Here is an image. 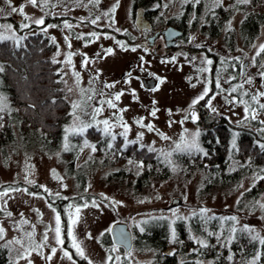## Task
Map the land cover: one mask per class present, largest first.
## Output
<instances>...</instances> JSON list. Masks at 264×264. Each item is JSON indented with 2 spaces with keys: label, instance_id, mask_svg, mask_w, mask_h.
<instances>
[{
  "label": "rangeland",
  "instance_id": "rangeland-1",
  "mask_svg": "<svg viewBox=\"0 0 264 264\" xmlns=\"http://www.w3.org/2000/svg\"><path fill=\"white\" fill-rule=\"evenodd\" d=\"M48 1L38 0L37 5L33 6L28 0H0V36L18 41L15 26L25 35L38 31L55 45L53 58L61 64V80L70 104V119L63 128L58 149H48L35 136L24 139L14 120L11 123L13 140L6 146H0V229H3L0 248L7 250L11 264H151L152 253L149 251L132 248L124 254L112 244L104 245L108 243L106 232L111 225L124 223L132 232L140 233L141 229L165 224L170 236H174L175 224L183 221L190 226L191 218L199 219L204 224L215 219L218 230L223 228L229 238L237 233L250 236L256 242V254L251 261L256 259L259 252L264 251V244L260 243L264 239V190L253 200H245L240 206L237 203L243 192L260 178L263 167H257L237 183L202 192V174L193 171L188 176L184 175L173 158L176 152L197 150L187 147L193 142L199 150L202 149L201 128L192 122L189 112L197 104L192 105V101L200 97L206 88L209 89L206 60L201 54H196L197 51H192L187 61L179 54L169 55L163 48L162 38L155 41L154 47L158 44L161 46L153 54L145 38L143 47L136 52L118 53L111 50L105 51L103 59H87L89 66L85 71L79 66L82 60L70 51L68 22L64 21L61 29L55 25L35 23L37 19L45 20V16L75 14L70 6H54ZM186 1L163 0L158 7L163 23L156 25L157 32L161 31L166 19L179 16ZM203 1L207 10H213L220 4L230 18L227 26L238 29L233 54L238 61L236 81L230 84L228 76L214 75L215 93L206 99V110L210 118L222 116L234 128L249 129L255 134L257 143L264 144V109L260 107L264 104V51H261V46H264V21L254 39L245 42L239 36V26L244 18L242 7L248 0ZM13 8L17 11L14 12ZM21 8L22 12L19 11ZM129 9L126 3L113 13L110 6L105 10L94 8L93 14L127 16ZM84 13L81 8L77 14ZM31 25L38 29L30 28ZM61 32L67 36L64 39L67 44H64ZM204 41L205 38L196 28L190 32V47H197ZM214 44L221 47V39L214 41ZM244 61H247L246 66H242ZM195 71L196 76L192 75ZM142 79L146 82L152 79L154 87L151 90L144 88ZM233 88L236 89V97L230 96ZM118 93H123L119 100L115 98ZM107 101H111L115 107H110ZM74 104L79 107L74 108ZM98 108L102 110L95 113L93 119L94 110ZM2 110L12 113L0 89ZM153 110L156 111L155 116L151 115ZM141 119L145 127L135 122ZM105 120L109 122L108 125L103 123ZM124 124L128 127L127 132ZM148 124L153 125L152 131L146 127ZM83 125H91L102 134L120 135L126 142L135 141L140 146L157 150L169 175L163 179L151 177L146 185L135 190L127 181L109 177L117 170L116 167L95 165L87 170L85 187L80 189L75 175H68L66 161L61 155L79 151L75 157L76 168L87 162L92 150L91 142L83 139L77 146L71 140L89 128L81 132ZM140 133H143L142 138L138 135ZM238 133L237 129L231 130V152ZM165 136L167 139L163 138ZM177 145H180L179 149ZM234 166L235 162L230 157L229 169ZM133 172L132 184L139 169ZM34 189H41L51 198H74L64 207L66 234L69 214L75 216L79 206V219L72 225V232L83 256L77 254L73 237L68 234L67 242L57 243V213ZM173 199H179L181 203L169 208ZM93 202L96 207L92 206ZM85 203L88 207H83ZM231 217L236 219L232 220ZM60 228V238L63 240L62 222ZM192 237L197 239L195 235ZM199 241L205 244L202 238ZM65 252L68 256H65Z\"/></svg>",
  "mask_w": 264,
  "mask_h": 264
},
{
  "label": "trees",
  "instance_id": "trees-1",
  "mask_svg": "<svg viewBox=\"0 0 264 264\" xmlns=\"http://www.w3.org/2000/svg\"><path fill=\"white\" fill-rule=\"evenodd\" d=\"M192 4L183 7L181 14L184 17L192 14L193 18H198L200 15L201 6ZM134 9L131 8L132 11ZM143 9L150 13L148 7ZM242 9L245 17L241 29L246 34L247 41L252 40L264 21V0H248ZM204 14L206 18L227 16L219 8ZM185 22L184 18L170 24L187 32ZM30 28L38 29L35 25ZM14 29L19 35L18 41L0 40V67L3 68L0 71V89L12 109L11 114L6 110L0 111V146H6L13 140L11 123L14 120L24 139L29 136L38 137L40 143L54 151L58 149L63 128L70 119V104L61 80V64L53 58L55 45L38 31L25 35L23 30L16 29L15 26ZM232 129H237L239 133L231 152ZM201 132V150L176 152L173 156L184 175L199 171L202 174L201 191L208 192L213 188L237 183L257 167H263L260 178L243 192L237 205L240 206L245 200L255 199L264 190V179L261 178L264 177V149L259 147L255 134L249 129L234 128L222 116L203 126ZM83 139L92 144L85 164L77 168L75 166V157L79 151L61 155L66 161L68 175H75L80 189L85 187L87 170L95 165L116 167L117 170L110 173L109 177L127 181L135 190L146 185L151 177L163 179L169 175L167 166L155 149L150 151V148L140 146L137 142H126L120 135L102 134L94 127L71 138L77 146ZM230 157L235 162L231 169ZM136 168L139 173L132 184L131 178ZM34 191L43 196L49 206L60 215L63 241L67 242L64 207L74 198H51L41 189ZM189 225L183 221L176 223L174 236H170L165 224H155L140 233L134 230V248L138 251H150L153 254L151 264H264V251L259 252L258 257L251 261V257L256 254V242L250 236L237 233L229 238L223 228L218 230L215 219L204 224L199 219L191 218ZM106 235L108 243L104 245L110 244L107 232ZM192 235L197 236V239ZM199 238L205 244L199 243ZM166 249H171L169 255L164 253ZM0 264H11L5 248H0Z\"/></svg>",
  "mask_w": 264,
  "mask_h": 264
},
{
  "label": "flooded vegetation",
  "instance_id": "flooded-vegetation-1",
  "mask_svg": "<svg viewBox=\"0 0 264 264\" xmlns=\"http://www.w3.org/2000/svg\"><path fill=\"white\" fill-rule=\"evenodd\" d=\"M48 2H51L54 6H70L72 12L75 13L71 15H63L59 13L45 16L44 24L45 26L55 25L59 29L63 27L64 21L70 24V51L76 58L79 57L82 60V63H80L79 66L85 71L88 70L87 66H89V63H85L87 59H103L106 54L105 51L109 49L112 51H117L118 53L136 52L141 50L143 47V39L145 38L148 47L151 46L153 54H155L156 50L161 46L158 44L157 47H154L153 45L155 44V41L158 38H162V41L164 42L163 48L169 55L174 56L175 54H179L187 61L189 56H191L192 51H197L196 54H201L206 62L207 60H211V64H206V67L209 70V91L207 92V95L204 96V99L199 100L197 104L193 106L195 118L191 119L190 117V119L197 125L199 124L198 126H200L202 129L203 126L211 124L215 119L221 117L215 116L210 118L211 116L206 110L207 108L205 106V102L206 99L212 95V93H215L213 89L214 75L222 74L223 77L228 76L230 84L236 81L238 61L237 58L233 56V54L235 52L236 41L238 38V29L236 30L232 26H227L228 19H230L228 18V14L226 18H206V14H204V12L211 13L216 8L228 13L226 10L222 9L220 4H217L213 10H207L205 1L187 0L182 5L181 13L183 12V7L191 3H193V6L200 5L202 9L198 18H193L192 14L186 18L180 13L177 17L166 19L161 31L157 32L156 25L160 24V22L163 23L160 14L161 12L158 9L163 0H95V2H92V0H49ZM126 3H128L130 8L129 14L127 16H120L118 14H93L94 8H103L105 10L110 6L112 7L113 13V11H118L120 6H123ZM152 6L155 7L153 8ZM115 7L116 10H114ZM132 7L135 8L133 11L131 10ZM143 7H150L148 9L150 13L148 14L147 11L143 9ZM81 8L85 11L83 15L77 14ZM138 10H141L142 18L149 23V28H140L137 26L136 17ZM118 18H121V20H118ZM184 18L186 21V28L188 29L187 32L182 30L181 27L177 25L170 24V22L172 23L173 21H179L180 19ZM241 24L242 22L239 26V36L243 37L245 42H248L245 37L246 34L242 32ZM167 27H172L173 29L179 31L180 34L170 40H167L164 36V30ZM194 28H196L199 34L206 40L200 45V47H190L188 44L189 34L192 30H194ZM93 33H95V35H93ZM61 36L62 40L67 38V36L65 37V34L62 32ZM218 39H221V47L214 44V41H217ZM64 44H67V40H64ZM133 48L135 51L132 50ZM246 65L247 61H244L242 66ZM192 75L196 76V71L193 72ZM186 80H188V78H186ZM141 83L144 88H149V90L154 87V85L152 87L145 86L146 80L144 79L141 80ZM230 96L236 97V91H230ZM130 232L132 235V249L134 248L133 232L132 230H130ZM110 244L114 245L112 243L111 237ZM114 246H116L118 250L122 251L124 254H127L131 251L130 249L128 252H125L122 247L117 245ZM170 252L171 249H166L164 253L169 255Z\"/></svg>",
  "mask_w": 264,
  "mask_h": 264
},
{
  "label": "snow or ice",
  "instance_id": "snow-or-ice-1",
  "mask_svg": "<svg viewBox=\"0 0 264 264\" xmlns=\"http://www.w3.org/2000/svg\"><path fill=\"white\" fill-rule=\"evenodd\" d=\"M28 2L31 3L33 6H36L37 3H38V0H28ZM44 2L47 3V0H44ZM92 2H95V0H92ZM12 10H13L14 12L17 11L16 8H13ZM19 11L22 12L23 9L21 8V9H19ZM93 22H95V21H93ZM35 23L38 24V25H42V24H44V20H43V19H37V20L35 21ZM53 26H54V25H53ZM67 26H68V27H71L70 25H67ZM93 35H95V33H93ZM2 39H6V37L0 36V40H2ZM192 39H194V37H193ZM197 47H200V45H197ZM132 50L135 51L134 48H133ZM107 51H108V52H111V49H109V50H107ZM261 51H264V46H261ZM141 59H143V58H141ZM85 63H86V61H85ZM207 63H208V64H211L212 61H211V60H207ZM0 71H3V68H2V67H0ZM76 75H77V77H78V74H76ZM262 75H264V74H262ZM217 86H219V85H217ZM193 87H195V85H193ZM232 91H236V89L233 88ZM207 92H208V89L206 88V89H205V92H204L200 97H198L197 99H194V100L192 101V105H195L199 100L204 99V96L207 95ZM122 94H123V93H118V94L116 95L115 98H116L117 100H119L120 95H122ZM133 95H135V93H133ZM253 99H255V97H253ZM107 103L109 104L110 107H115V105L112 104L111 101H107ZM73 107L76 108V107H79V106L74 104ZM260 107H261L262 109H264V104L260 105ZM101 110H102V109H99V108L94 110L93 119L95 118V113H99ZM245 110L247 111V109H245ZM121 111H124V110H121ZM151 115H152V116H155V115H156V111L153 110V111L151 112ZM192 115H193V118H195V114L193 113ZM254 118H255V117H253V119H254ZM135 122H136L137 124H139L141 127H145V125H143V123H142V119H141V120H137V121H135ZM103 123H104L105 125H108L109 122H108L107 120H105V121H103ZM90 126H91V125H83V127L80 128V131L82 132V131L84 130V128H86V127H90ZM123 126H124V128H125V132H127V131H128V127H127V125L124 124ZM146 127L148 128L149 131H152V130H153V125H151V124L146 125ZM107 131H108V129L105 128V132H107ZM198 134H199V133H197V135H198ZM138 135H139V137L142 138L143 133H140V134H138ZM161 135H162V134H161ZM163 138H164V139H167L166 136L163 137ZM113 139H115V137H113ZM133 143H135V141H133ZM179 147H180V145H177V148H178V149H179ZM187 147H188L189 149L197 148V150H199V149H198V146L195 144V142H193V144H191V145H188ZM259 147H260L261 149H264V144H260ZM149 150L151 151L152 149H149ZM93 151H95V147H94V146H93ZM261 178L264 179V177H261ZM4 194H6V193H4ZM92 206H93V207H96L97 205L95 204V202H93V205H92ZM83 207H88L87 203H85V204L83 205ZM79 212H80V207L78 206V207L76 208V215H75V216H73V214H69V221H70V223H69V229H68V233H67V234H68V236L73 237V247L76 249L77 254L83 256V251H82V249L80 248L79 243L75 241V238H74V235H73V232H72V225H75V224L78 222V219H79L78 214H79ZM9 215H10V213H9ZM231 219H232V220H235L236 217H231ZM55 223H56L55 233H56L57 243H59V244H63L64 241L60 238V234H61V228H60L61 218H60V215H59V214H57V215L55 216ZM246 230H247V226H246ZM141 231H143V229H141ZM2 232H3V229H0V234H2ZM173 235H174V233H173ZM89 238H91V237L89 236ZM45 239H47V236H45ZM198 242L201 243V244H203V241H198ZM260 243H261V244H264V239H261V240H260ZM54 252H55V249H53V253H54ZM65 256H68V253H67V252H65ZM69 258H71V257H69ZM108 259L111 260L112 258H111V257H108ZM229 259H231V257H229ZM89 264H91V262H89Z\"/></svg>",
  "mask_w": 264,
  "mask_h": 264
},
{
  "label": "water",
  "instance_id": "water-1",
  "mask_svg": "<svg viewBox=\"0 0 264 264\" xmlns=\"http://www.w3.org/2000/svg\"><path fill=\"white\" fill-rule=\"evenodd\" d=\"M136 24L140 28H149V23L142 18V12L141 10L137 11V17H136ZM180 34L179 31L173 29L172 27H167L164 30V36L167 40H170ZM145 86L152 87L153 86V80H149L145 83ZM263 88H264V81H263ZM195 114L194 109L190 111V117L193 119V115ZM179 199H173L170 204L169 208L176 207L180 205ZM109 235L111 237L112 243L114 245L120 246L124 249L125 252H128L131 249L132 246V235L130 230L128 229L127 225L124 223H114L111 225L109 229Z\"/></svg>",
  "mask_w": 264,
  "mask_h": 264
},
{
  "label": "bare ground",
  "instance_id": "bare-ground-1",
  "mask_svg": "<svg viewBox=\"0 0 264 264\" xmlns=\"http://www.w3.org/2000/svg\"><path fill=\"white\" fill-rule=\"evenodd\" d=\"M129 229V228H128Z\"/></svg>",
  "mask_w": 264,
  "mask_h": 264
}]
</instances>
